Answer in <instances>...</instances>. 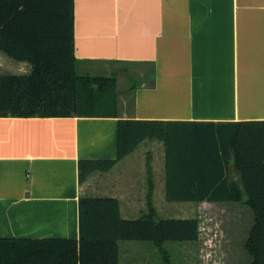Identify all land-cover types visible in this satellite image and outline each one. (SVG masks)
<instances>
[{"label": "crops", "instance_id": "crops-1", "mask_svg": "<svg viewBox=\"0 0 264 264\" xmlns=\"http://www.w3.org/2000/svg\"><path fill=\"white\" fill-rule=\"evenodd\" d=\"M73 56L78 75L119 74L111 68L119 64L149 71L128 91L130 103L118 102L116 117H0V238L78 239L80 197L115 198L123 219L146 211L149 191L158 218V207H247L168 200L157 139L83 182L77 163L116 157L118 119L173 121L183 122L174 125L173 166L199 175L209 142L195 135L209 130L203 123L264 120V0H73ZM31 69L0 50V76ZM214 140L218 146L216 133ZM225 176L236 180L231 163ZM192 217L199 240L198 216L181 218Z\"/></svg>", "mask_w": 264, "mask_h": 264}, {"label": "trees", "instance_id": "trees-1", "mask_svg": "<svg viewBox=\"0 0 264 264\" xmlns=\"http://www.w3.org/2000/svg\"><path fill=\"white\" fill-rule=\"evenodd\" d=\"M0 50L31 64L28 75L0 76V117H116L119 74L78 75L73 56V0H0ZM126 82L130 81L128 76ZM128 84V83H127ZM126 85V89H134ZM160 120L117 121L114 159H80L78 181L109 171L145 139L162 141L166 155V198L173 201L240 202L252 213L244 243L249 264H264V120L203 123L209 130L199 175L177 171L170 159L174 125ZM196 124V123H195ZM218 137V146L214 140ZM215 141V142H214ZM209 143V144H208ZM206 156V157H205ZM199 163L197 160L195 162ZM231 163L236 180L225 176ZM182 184H180V182ZM191 181V182H190ZM190 182V183H189ZM197 188L174 191V184ZM173 185V186H172ZM147 193V207L136 219L119 215L115 198L78 199V239L0 238V264H119V242H150L170 264L164 244L198 240V219L158 218Z\"/></svg>", "mask_w": 264, "mask_h": 264}, {"label": "rangeland", "instance_id": "rangeland-1", "mask_svg": "<svg viewBox=\"0 0 264 264\" xmlns=\"http://www.w3.org/2000/svg\"><path fill=\"white\" fill-rule=\"evenodd\" d=\"M119 72L118 102L130 103L126 85L139 84L149 71L139 65H113ZM80 73V71H79ZM128 76L130 81L126 82ZM128 83V84H127ZM162 218H181L197 215L200 222V239L193 243L167 242L170 264H249L251 258L243 248L247 231L252 223L249 208L205 207L160 209ZM139 214V213H138ZM119 264H162L161 254L150 242L120 241Z\"/></svg>", "mask_w": 264, "mask_h": 264}]
</instances>
